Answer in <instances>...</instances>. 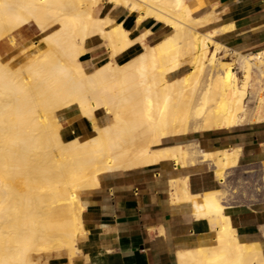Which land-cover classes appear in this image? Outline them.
Wrapping results in <instances>:
<instances>
[{
    "label": "bare ground",
    "instance_id": "obj_1",
    "mask_svg": "<svg viewBox=\"0 0 264 264\" xmlns=\"http://www.w3.org/2000/svg\"><path fill=\"white\" fill-rule=\"evenodd\" d=\"M103 1L0 0V42L28 24L43 34V47L23 48L16 67L0 57V264L73 256L84 232L79 193L96 187L100 174L207 163L223 186L238 148L210 152L194 142L165 143L264 122V71L252 55H221L227 49L216 31L198 30L212 14L193 17L188 0H105L136 13L137 23L152 18L171 29L151 45L148 31L131 38L122 24L94 15ZM93 36L105 41L110 60L87 73L80 57ZM136 43L140 54L115 62ZM72 107L90 123V138L63 140L56 110ZM98 112L110 121L100 125ZM187 180L170 181L171 202L197 197ZM224 194L203 193V212L193 215L221 222L216 244L177 252L178 264H264L255 245L238 241Z\"/></svg>",
    "mask_w": 264,
    "mask_h": 264
},
{
    "label": "crops",
    "instance_id": "obj_2",
    "mask_svg": "<svg viewBox=\"0 0 264 264\" xmlns=\"http://www.w3.org/2000/svg\"><path fill=\"white\" fill-rule=\"evenodd\" d=\"M187 4L195 18L212 14L211 21L198 30L202 33L215 30V40L230 54L264 50V0H188ZM93 13L113 19V25L122 24L131 38L148 31L147 44H155L171 33L168 26L152 18L137 23L136 13L113 7L105 0ZM30 26L33 25L28 24L17 31ZM84 50L86 52L80 58L83 68L87 72L85 67H94L87 73L110 60L106 43L99 36L87 38ZM141 52L142 46L136 43L118 54L115 62L123 64ZM62 113L78 116L70 120L65 136L79 140L93 136L90 123L76 108L62 110ZM186 142H194L210 152L238 148L237 166L232 173L238 175L243 170L256 169L261 179L264 122L191 134L165 144ZM184 177L188 178L190 193L197 197L171 202L170 181ZM220 189L221 185L207 163L181 168L173 162H161L129 171L100 174L96 187L79 193L84 232L77 238V252L69 258L67 255L52 257L46 264H178L177 252L216 244L215 236L221 222L193 215L203 212V193ZM225 203L238 241L255 245L264 259V184L258 196L248 192L244 198L239 191Z\"/></svg>",
    "mask_w": 264,
    "mask_h": 264
},
{
    "label": "rangeland",
    "instance_id": "obj_3",
    "mask_svg": "<svg viewBox=\"0 0 264 264\" xmlns=\"http://www.w3.org/2000/svg\"><path fill=\"white\" fill-rule=\"evenodd\" d=\"M42 36H43V34L38 32V30L34 26H30V28L25 27V28L21 29L20 31L12 32V34L8 35L2 42H0L1 60L2 61H9L11 67H13V68L16 67L17 63L22 62L25 59L24 56L21 55V52H20L23 48H27L28 46H31L32 44H37V46L34 47V49H39V48L43 47ZM17 52L20 54H18ZM85 52H86V50H85ZM85 52H84V54H85ZM241 54H243V53H241ZM221 55H225L229 59L231 57L230 56L231 54L228 50H225V51L223 50L221 52ZM233 55H235V54H233ZM82 57H83V55L80 58H82ZM10 58L11 59L13 58V59L11 60ZM228 58H225L224 60H229ZM95 67H97V66H95ZM85 68H86L87 72H89L94 67L90 66V67H85ZM187 69L188 68H186L184 71L180 72V75L183 72H186ZM238 75H240V74H238ZM169 79H171V78H169ZM4 99L6 100L8 98L5 96ZM56 114H57V118L61 124V134H62L63 140L68 141L69 139H72V138L65 136V132L67 130V127L69 125L70 120L73 119L74 117H78V116L64 115L61 110H56ZM96 117L98 118L100 125H104L110 121V117L106 116L102 112L96 113ZM80 140H83V139H80ZM230 174H232V170H231ZM230 174H228V176ZM240 174L241 175H239V177L237 179V183L232 188H231V186H229V184H225V183L222 186L223 188L221 187L220 190H222V191H223V189L225 190V194H224V198H225L224 201L225 202L228 199H233L235 197V195L238 194L239 191L242 192L244 198H246V194L248 192L251 194L253 192H256L255 188L257 186H253L252 181L249 180L251 178V176L249 178H246V177L243 178L242 172ZM232 191H233V193H232ZM251 199H252V197H251ZM52 257H54V256H52ZM52 257H49V258L42 257V258H40V260L37 261V264H39V263L40 264H46L47 261Z\"/></svg>",
    "mask_w": 264,
    "mask_h": 264
},
{
    "label": "built area",
    "instance_id": "obj_4",
    "mask_svg": "<svg viewBox=\"0 0 264 264\" xmlns=\"http://www.w3.org/2000/svg\"><path fill=\"white\" fill-rule=\"evenodd\" d=\"M244 55H252L254 57L253 62H257L256 64H260L259 68L264 71V51L261 52V54H259V51L257 52H248L245 53ZM243 174V178H249L251 176V178L249 179L250 181H252L253 186H257L255 188L256 192H253L256 194V196H258L260 194V190H261V182L259 179V173L256 169H246L242 171ZM238 174L236 175L235 173L230 174L227 178H226V182L225 184H229V186H231V188L237 183V179L239 177ZM220 183V182H219ZM220 185L222 186V184L220 183Z\"/></svg>",
    "mask_w": 264,
    "mask_h": 264
}]
</instances>
